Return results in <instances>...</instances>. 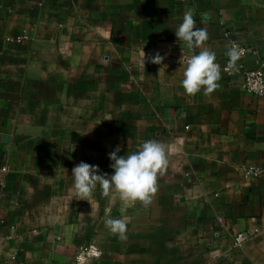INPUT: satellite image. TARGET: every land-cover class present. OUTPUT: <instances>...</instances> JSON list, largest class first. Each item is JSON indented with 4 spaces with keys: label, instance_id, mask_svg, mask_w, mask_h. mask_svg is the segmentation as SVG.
I'll use <instances>...</instances> for the list:
<instances>
[{
    "label": "crops",
    "instance_id": "crops-1",
    "mask_svg": "<svg viewBox=\"0 0 264 264\" xmlns=\"http://www.w3.org/2000/svg\"><path fill=\"white\" fill-rule=\"evenodd\" d=\"M189 10L216 63L228 39L246 50L210 95L182 88ZM257 69L264 0H0V264H264V98L241 90ZM153 139L169 165L148 207L99 185L79 200L76 165L111 176L110 153Z\"/></svg>",
    "mask_w": 264,
    "mask_h": 264
},
{
    "label": "clouds",
    "instance_id": "clouds-1",
    "mask_svg": "<svg viewBox=\"0 0 264 264\" xmlns=\"http://www.w3.org/2000/svg\"><path fill=\"white\" fill-rule=\"evenodd\" d=\"M175 35L178 40L185 42L189 49L193 51L200 49L199 54H193L187 59L182 88L188 96H195L201 90L205 95H210L219 87L221 71L220 65L216 63L215 53L204 47L208 38L206 29L196 26L193 12L189 10L184 14ZM227 56L229 67H235L236 61L241 56L239 45L231 42ZM164 58L159 53L155 56H147L142 49L140 65L145 68L146 61L159 65ZM179 62H183V56ZM119 152L120 149L117 148L109 154V159L113 162L110 167L114 170L111 176L107 173L98 174L100 172L98 166L83 161L72 169L73 189L79 200L90 202L94 190L99 185L104 196L115 193V197H118L125 206L140 203L148 207L152 203L158 191V179L166 173L169 165L166 145L153 139L145 141L138 151L127 156L119 155ZM105 225L113 234L121 237L127 231L123 219H108Z\"/></svg>",
    "mask_w": 264,
    "mask_h": 264
},
{
    "label": "built area",
    "instance_id": "built-area-1",
    "mask_svg": "<svg viewBox=\"0 0 264 264\" xmlns=\"http://www.w3.org/2000/svg\"><path fill=\"white\" fill-rule=\"evenodd\" d=\"M231 42H235V41L228 39L229 47L231 46ZM235 43L239 45L237 42ZM239 48L241 50V56L239 60H241L244 57L246 50L241 45H239ZM240 69H241L240 66H237L236 68L229 67V57L228 56L225 60L224 65L222 66L220 65V71L227 73V74H231L233 73V71L239 72ZM241 90L248 94H252V95L264 98V78H263L262 72L258 69L243 72V82L241 85ZM246 173L250 176L256 177L261 173V171L255 168H249L246 171ZM246 237L247 235L244 233L237 234L233 239V244L235 246H240L241 243L245 241ZM90 256L92 257L96 256V254L91 250V248L89 250H81L79 252V255L76 257V262L78 264H82L85 262L87 257H90Z\"/></svg>",
    "mask_w": 264,
    "mask_h": 264
}]
</instances>
